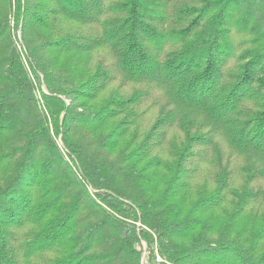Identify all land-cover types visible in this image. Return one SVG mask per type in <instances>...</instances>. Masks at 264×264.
<instances>
[{
    "label": "trees",
    "instance_id": "16d2710c",
    "mask_svg": "<svg viewBox=\"0 0 264 264\" xmlns=\"http://www.w3.org/2000/svg\"><path fill=\"white\" fill-rule=\"evenodd\" d=\"M141 240L264 264V0H0V264Z\"/></svg>",
    "mask_w": 264,
    "mask_h": 264
},
{
    "label": "built area",
    "instance_id": "2783aa9c",
    "mask_svg": "<svg viewBox=\"0 0 264 264\" xmlns=\"http://www.w3.org/2000/svg\"><path fill=\"white\" fill-rule=\"evenodd\" d=\"M137 225H139V223H137ZM139 249L141 250L140 264H174L160 254L156 240L154 241L151 250L148 249L145 241L141 240Z\"/></svg>",
    "mask_w": 264,
    "mask_h": 264
},
{
    "label": "rangeland",
    "instance_id": "374dc122",
    "mask_svg": "<svg viewBox=\"0 0 264 264\" xmlns=\"http://www.w3.org/2000/svg\"><path fill=\"white\" fill-rule=\"evenodd\" d=\"M170 137L168 136V139H169Z\"/></svg>",
    "mask_w": 264,
    "mask_h": 264
}]
</instances>
